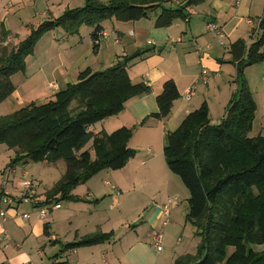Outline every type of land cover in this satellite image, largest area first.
<instances>
[{"label": "trees", "instance_id": "1", "mask_svg": "<svg viewBox=\"0 0 264 264\" xmlns=\"http://www.w3.org/2000/svg\"><path fill=\"white\" fill-rule=\"evenodd\" d=\"M84 1L82 7L67 9L58 18L37 27L29 25L27 38L13 48H0V105L16 92L12 77L26 71L38 42L53 30L76 35L83 26L94 28L96 52L106 21L135 22L156 13L155 27L168 28L177 20L187 21L188 9L206 0H187L185 6L177 8L166 6L172 0ZM258 28L253 44L239 40L230 47L238 90L221 123L211 122L209 107L204 104L166 135L167 165L189 193L186 220L202 238L196 256L179 258L175 264H264V250L254 249L264 246V137H249L257 103L245 78L248 67L264 62V16ZM7 39L4 32L0 42ZM149 52H137L103 71L89 69L48 102H33L0 117V145H6L15 156L9 169L20 164L65 162L66 172L47 192L46 203L81 202L73 195L77 187L102 171L124 169L136 156L137 151L129 147L134 128L111 134H94L91 128L121 114L130 100L151 92L145 83H133L128 71L131 62ZM179 98L174 81H167L157 97L159 112L153 117L168 119ZM90 141L93 153L82 151ZM113 239V233H98L69 243L65 249ZM229 248H233L231 254Z\"/></svg>", "mask_w": 264, "mask_h": 264}, {"label": "crops", "instance_id": "2", "mask_svg": "<svg viewBox=\"0 0 264 264\" xmlns=\"http://www.w3.org/2000/svg\"><path fill=\"white\" fill-rule=\"evenodd\" d=\"M15 1L20 0H1L0 10L3 9V12L9 14ZM28 1L31 6L38 5L37 7L45 8L47 5H51L53 0ZM65 1L58 0L59 7L66 8L63 13L67 9H73L71 3L75 0ZM78 1L80 2V0ZM101 1L107 3L109 0ZM179 1L182 5L187 2V0H172L174 3H179ZM83 2L85 1L83 0ZM172 2L167 3L166 6ZM262 4L260 8L255 5L253 0H206L199 6L189 8L190 11L195 9V13H199L198 18L194 16L193 19L188 18L186 23L189 28L178 21L168 28H156L155 21L152 20L146 21L147 23H142V20L127 23L116 21L118 23L116 25L106 21L103 24L104 29L99 34L100 42L96 52L93 50L92 41L94 28L83 26L79 34L68 35L64 32L60 34L63 35L62 39L52 35L47 41L45 36L48 34H46L38 42L35 53L28 58L26 71L20 73L19 85L14 81L17 74L12 77L16 92L5 102V110L10 109L11 112L5 113L3 116L25 107L27 103L23 98L26 93L30 94L33 99L42 97V100L45 101L42 103H46L67 85L76 83L80 73L89 69L103 71L137 52L151 51L144 57L131 62L128 69L133 82L135 84L145 83L151 88V92L130 100L121 114L97 124L100 125L99 129H96L97 125L93 126L91 131L94 134L100 132L111 134L121 128H134L135 133L129 144L131 149L143 148L139 138L144 135L147 138V145L150 147L148 148L149 153L152 154L154 148L161 145L162 149H160L159 155L164 154L167 133L175 132L188 115L200 109L204 104L209 107L210 119L213 124H216L214 121L224 118L226 109L238 90V84L234 83V80H237V68L231 62L230 47L239 40L246 41L249 46L256 41L252 33L255 32L258 23L264 16V0ZM32 10L31 15H33ZM201 15L202 18H200ZM5 17L4 20H7L9 15ZM209 23H214L217 26V33L208 30ZM15 24L19 27L14 28ZM29 25L32 24L10 18L7 23L1 21L0 37L4 32L8 33V39L3 44L7 46L13 42V38L18 36L15 31L20 28L24 29L23 26L28 30ZM84 27L88 28L86 34ZM144 36L148 37L146 50L141 49L137 41L139 37ZM89 37H91L90 41ZM149 41L153 44H149ZM102 67L106 68L98 70ZM204 76L207 77L206 82L202 81ZM245 78L257 103V112L259 108H262L264 113V74L261 79L262 85L252 78L249 80L246 73ZM169 80L176 84L180 98L173 103L171 116L166 120H159L153 117L159 112L157 97L162 93L164 84ZM195 85H197L195 95L191 101H187L185 94ZM19 87L24 88V92L21 93ZM25 89L28 92H25ZM137 133L139 134L137 135ZM151 139H155V141ZM158 164L161 166L150 161H141L140 155L137 153L128 165L120 170L126 172L129 169L130 179H121L118 186L115 187L117 189L115 191L118 193L113 196L115 202L113 208L121 206L118 219L126 220L124 226L127 228L123 238L120 239L122 250L117 251L114 256V260L117 259V264H175L176 260L182 257L168 259L167 257L170 256L164 254L165 249L161 251L163 253H160L153 245L154 234L162 233L159 231L162 227H167L170 223L173 224V219H177V216L172 214L183 207V205L180 207L178 195L181 184L169 175L164 164L160 162ZM156 168L160 169L154 171ZM167 168L169 169L168 165ZM145 169H149L151 174L149 178H146L147 180L151 179V182L154 179L159 180V185L155 189L156 195L147 202L136 203L134 200L128 199V196L122 201L121 196L125 195L124 191H128L131 185L138 184L137 182L142 179L143 175L141 171ZM9 170L13 176L17 174L16 167ZM160 173L162 174L160 175ZM4 174L5 172L0 170V175ZM0 178V193L3 187H6L11 195L21 200V193H16V195L13 191L17 190L14 179L5 180L4 176ZM77 190L78 188L73 191V195L80 198L81 202H68V209L64 213L68 233L74 232V236L80 238L73 242L81 241L98 233H113L112 241H114L115 230L111 232L97 231L102 223H108L107 227H109L112 222L111 217L106 216L103 210L96 208L100 207L102 204L100 202L102 200L104 202L107 195L99 200L97 197L103 194H98L90 187L86 193ZM112 190L114 189L112 188ZM173 196L177 197V200L171 203L170 223L164 226L165 217L162 210ZM188 198L186 195L187 202ZM148 203L149 205H147ZM25 204L31 205L33 210L36 208L30 200L20 201L15 209L9 211V220L4 228L0 227V264H26L29 261L35 264H69L66 260H62L67 257L75 259L76 264H88L87 259H95L96 254L100 252L105 254L107 253L105 250L113 248L110 244L111 241L96 246L66 250L65 246L73 242H68L65 245L61 243L62 237L58 233H53L50 222L42 221L40 215L23 210L22 206ZM59 204L62 206L61 203ZM22 214H29L30 219H24ZM138 220H140V224L135 225ZM46 225H48V229H46ZM142 229L145 230L143 234H141ZM4 230L10 235V241L4 239ZM80 231L82 234H79ZM164 240L166 242V236L163 235V245ZM47 242L53 245L51 250L54 260L52 262L46 261L48 257ZM179 242H181L180 238L177 240V243ZM18 245L19 247H17ZM114 253L115 251L111 252L112 255ZM187 255L189 254H184V257Z\"/></svg>", "mask_w": 264, "mask_h": 264}, {"label": "rangeland", "instance_id": "3", "mask_svg": "<svg viewBox=\"0 0 264 264\" xmlns=\"http://www.w3.org/2000/svg\"><path fill=\"white\" fill-rule=\"evenodd\" d=\"M1 1V0H0ZM255 5L260 6V8L262 7V1L263 0H253ZM67 2V0L65 1ZM68 2H71L70 0ZM183 3V2H182ZM187 3V2H186ZM184 3L183 5L181 4V2L179 1V3H174L172 2V4H170L169 6L172 8H177L180 5L181 6H185ZM14 6H12L11 11L9 14H6L5 12H3V9L0 10V22L1 21H6V23L9 21L10 19H16V21H26L27 24H32L35 27L39 26L41 23H43L46 20L49 19H53V18H58L59 16H61V14L63 13V11L66 9H61V7H59V3L58 0H53L51 5H47L45 8L43 7H37L38 5H30V2L28 0H20L18 2H14ZM30 5V6H29ZM84 5L83 0H80V2L78 0L73 1V3H71V8H77V7H82ZM67 6V5H66ZM33 9V10H32ZM31 10L33 12V15H31ZM190 18H194L197 17L198 18V14L195 13L196 10L195 9H188ZM194 12V13H193ZM9 15V18L6 19V15ZM193 14V15H192ZM156 13L151 14L150 18L146 19H142V23H147L146 21L148 20H152L155 21L156 18ZM30 16V17H29ZM194 16V17H193ZM200 18H202V15L200 16ZM179 23H184L185 26H188V23H186V20H177ZM109 23H115L116 25V21H109ZM118 24V23H117ZM14 28H17L19 26H17L15 24V26H13ZM24 29L20 28V30H16L15 32L18 34L17 37L13 38V42H10L7 47L8 49L13 48L16 44H18L20 41H23L27 38L30 29L27 30V28H25V26H23ZM89 28V27H88ZM88 28L84 27V29H86L84 31V33L86 34V32L88 31ZM92 28V27H90ZM189 28V26H188ZM27 32V34H26ZM61 33H64L63 29H56L53 30L52 32L48 33V35H46L45 37L47 38V40H49L51 38L52 35H56L58 36L57 38L62 39L63 35H60ZM1 36V35H0ZM2 37H0L1 39ZM91 37H89V41H90ZM147 39L148 37L144 36V37H139L137 39L138 44L140 46L141 49L146 50L147 46ZM3 45L5 46V44L0 42V48L3 47ZM152 48V47H151ZM108 64V63H107ZM106 67H102L98 70H103ZM246 73V77L249 78V80L254 79L255 82H259L261 85V79L262 76L264 74V62L248 67L247 71L245 70ZM18 75V76H17ZM16 77L14 78V81L18 84L19 83V76H21V74H17ZM130 76V74H129ZM131 78V76H130ZM132 80V79H131ZM235 84H237L236 79L234 80ZM133 82V80H132ZM134 83V82H133ZM253 84V83H252ZM19 85V84H18ZM21 86V85H20ZM19 91L22 93L24 92V88L19 87ZM25 92H28L27 89H25ZM24 94L25 97L23 98L24 101L27 103L26 106H28L29 104H31L34 100L36 101L35 103H42L45 102L44 99L42 100V97H39V99H33L32 96L30 94ZM140 97V96H139ZM8 101V100H7ZM6 102V101H5ZM5 102H3L0 105V117L3 116V114L5 113H9L11 112V110H5L6 108V104ZM4 110V111H1ZM118 116V115H117ZM116 117V116H114ZM112 117V118H114ZM111 119V118H110ZM214 121V120H213ZM222 121L218 120V121H214L216 122V124H220ZM100 125L96 126V129H99ZM139 133H137L138 135ZM263 136L264 137V113L262 108H259L257 114H256V119L254 120V124H253V129L251 131V133L249 134V137L254 138V137H258V136ZM142 136V137H141ZM140 138L138 136V138L140 139V141H142V147L141 149H136L137 151L139 150L138 155H140V160L141 161H150L155 163L156 165H159L158 163H162L165 165L166 167V171L169 173V175H171L176 181H178V183L181 184L182 186V190H181V186H180V192H179V197H180V210L175 211L174 216H177V219H173L174 223L171 224L167 227H162L161 231L162 234L164 236H166V242L164 240V249L165 252L164 254H169L170 257H167L168 259H172L174 258H179V256H182L181 258L184 257V254H189L191 256H196L197 255V251H198V247L200 246V244L202 243V238L200 236H198L197 230L195 227H193L190 223L185 222L186 221V216L189 212V208H188V202L185 199V196L187 195V198L189 197V193L188 190L186 189V187L184 186V184L182 183L181 179L178 176H174L173 174H171V172L169 171V169L167 168V164H166V158L164 157V154H160V149H162V146L159 145L156 148H154V152L151 154L148 151V145H147V138L144 137V135H141ZM153 141H155V139H151ZM86 150H90L93 153L92 150V142L90 141L85 148L82 151H86ZM14 152L9 150L8 147L6 145H0V170H3V172H5L4 175H0V177L4 179H14L15 185H16V189L17 190H13L15 192V194L17 193H21L22 190L20 188V182L25 180L26 178L24 177V174L26 175L27 173V179L28 180H33L37 185H38V192L40 195L43 194H47V192L53 187L55 186V184L63 177V175L66 172V164L63 161H59L57 163L54 164H49V163H29V164H20L16 167L17 169V174L15 176H13L11 174V171L9 170V164L11 162V159L14 158ZM161 166V165H159ZM146 168V167H145ZM155 168V167H154ZM160 168H156L154 171H158ZM128 171H130L129 169L126 172H122V171H113V170H105L100 172L99 174H97L95 177H93L89 183H86L82 186L77 187L78 190L80 192L86 193L88 191V187H90L93 191L97 192L98 194H103L99 197H97L99 200H102V198H104L105 195H107V197H105V201L103 202V200L100 202V207H96L98 210H103L104 214L108 217L112 218V222L111 224H109L110 226L107 227V224H101L100 227H98L97 231L101 232V231H107V232H111L112 230H115V240L112 241L110 244L112 245L113 248H109L108 250H105V252L107 253H103L100 252L98 254H96L95 259H87L86 261L88 262V264H117V259L114 260V256L116 254L117 251H121L122 247H121V240L125 234V231H127L126 226H124L126 220L124 221V219H118V215L119 212L121 210V206L115 207L113 208V205L115 204L114 200H113V196L118 193V191L112 190V186L117 187L118 186V182L121 181V179L124 180H128L130 179V175L128 174ZM153 171V172H154ZM116 172V173H115ZM141 173L142 175V179H140L136 184V185H131L128 188V191H124V196H121V192H120V196H121V200L123 201L125 197H129L128 199L134 200L136 203L141 202V201H150L151 198L156 195L155 194V189L157 188V185H159L158 183V179H154L151 182V179H146L149 178L151 176L150 174V170L149 169H145L142 170ZM140 174V172H139ZM162 173H160L161 175ZM158 175V174H155ZM154 175V176H155ZM1 181V178H0ZM107 182H111V185H107ZM177 188V186H176ZM76 190V189H75ZM16 194V195H17ZM119 196V197H120ZM172 198H175V196H173ZM62 204V209L58 210V211H54V213L48 217V222H50V225L52 227L53 233H58V235H60L62 237V241L61 243H63L64 245L68 242H73L75 240H80L79 237H75L74 236V232H72L71 234L68 233V226L65 224V219H64V213L65 211H67L69 203L67 201H61L60 202ZM96 205V204H95ZM149 205V203L147 204ZM23 210L29 211L31 214H35V215H39L38 213V209L34 208L35 210H33V208L31 207V205L29 204H25L24 206H22ZM116 220V221H113ZM140 224V220H138L136 224ZM134 227V225L132 226V228ZM144 229H142L141 234L144 233ZM79 234H82V231H80ZM181 239V242L177 243L178 239ZM53 247V245L49 244L47 242V258L46 261L47 262H52L54 260L53 256V251L51 250ZM58 247H60L58 245ZM254 249H256L257 251H262L264 250V246H254ZM59 251V250H58ZM115 251L114 255L111 254V252ZM60 252V251H59ZM233 252V248H229V254H231ZM163 253V252H160ZM52 254V255H51ZM50 257V259H49ZM69 257H67V259H62V260H66L67 262H69V264H76L75 263V259H68ZM35 259H38L37 257H35ZM66 264V263H65Z\"/></svg>", "mask_w": 264, "mask_h": 264}, {"label": "built area", "instance_id": "4", "mask_svg": "<svg viewBox=\"0 0 264 264\" xmlns=\"http://www.w3.org/2000/svg\"><path fill=\"white\" fill-rule=\"evenodd\" d=\"M260 23V22H259ZM258 26L256 28V31L253 32V35L256 36L258 33ZM208 30L217 33L218 28L214 23L208 24ZM149 44H153L151 41H149ZM223 44V43H221ZM207 77L204 76L202 78V81L206 82ZM197 85L191 87L185 94V99L187 101H191L193 96L195 95ZM26 178L25 180L20 182V188L22 190L21 192V200L18 199V197H15L11 195L6 187H3L2 192L0 193V227L4 228L5 224L9 220V211L11 209H15L16 206L20 203L22 200L32 201L36 208L39 211L40 219L42 221H47L48 217L54 212L58 211L62 208V206L59 203H52L48 204L46 203V193L43 195H40L38 192V185L33 180H28L27 175H24ZM107 185H111L110 182L106 183ZM5 185V184H4ZM114 190H117L114 186H112ZM177 200V197L172 198L169 200V202L163 207V214L165 217L164 226H167L170 223V205L171 203ZM19 215V214H18ZM24 219H30L29 214H22L21 215ZM4 239L6 241H10L11 237L8 234L6 230H4ZM153 245L156 248L157 251L161 252L164 249L163 245V235L160 232H157L154 234L153 237ZM19 247V245L17 246ZM26 264H35L32 261L27 262Z\"/></svg>", "mask_w": 264, "mask_h": 264}]
</instances>
